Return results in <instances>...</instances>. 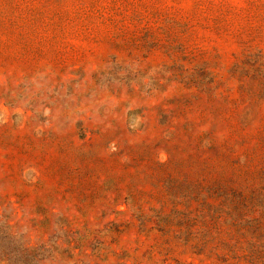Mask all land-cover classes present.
Instances as JSON below:
<instances>
[{"label":"rangeland","instance_id":"obj_1","mask_svg":"<svg viewBox=\"0 0 264 264\" xmlns=\"http://www.w3.org/2000/svg\"><path fill=\"white\" fill-rule=\"evenodd\" d=\"M0 264H264V0H0Z\"/></svg>","mask_w":264,"mask_h":264}]
</instances>
